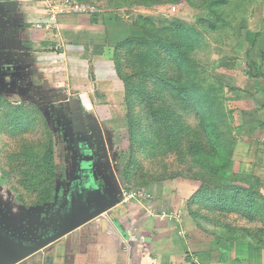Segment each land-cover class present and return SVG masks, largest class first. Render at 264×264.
I'll use <instances>...</instances> for the list:
<instances>
[{
    "label": "rangeland",
    "instance_id": "1",
    "mask_svg": "<svg viewBox=\"0 0 264 264\" xmlns=\"http://www.w3.org/2000/svg\"><path fill=\"white\" fill-rule=\"evenodd\" d=\"M73 1L83 8L76 15L84 18L78 29L85 35L73 38L85 37V41L81 42L83 49L80 42H74L76 39L70 44L63 37L64 44L71 55L75 44L81 46L78 52L90 59V81L99 74L106 77V69L111 67L121 92L112 95L115 111L108 113V121L113 123L109 130L104 129L102 139L106 143H96L88 125L84 131L75 132L79 143L64 141L67 124L97 120L93 112L84 113L79 91L70 92V106L60 113L52 109L49 99L33 103L16 94L0 99V230L24 244L51 237L70 225L77 204L91 196L85 192L89 191L85 190L88 184L97 181L105 187L103 177L94 171L120 168L123 187L145 190L149 195L165 185L181 187L185 180L205 179L214 185V172L209 169L217 162L223 164V156L233 146L227 125L231 112L228 98L236 94L221 80L230 86L232 75L262 71V65L249 60L253 61L251 57L264 47V0ZM173 19L182 21L184 27L168 24ZM131 38L137 42L123 44ZM56 47L59 51L66 49L63 43L60 47L53 42L46 48L23 52L27 57L34 51ZM98 56L102 60L95 64ZM58 62L48 60L44 66L49 69L44 73L54 84L66 76V68L54 66ZM125 80L134 91L132 99L125 96ZM108 81L113 80L108 77ZM226 94L227 104L222 100ZM65 96L60 94L61 100ZM128 112L135 133L133 145ZM50 145L57 167L53 203L43 199L47 182L41 168ZM76 145L81 152L79 158L72 152ZM225 167H232L230 160ZM67 169L68 177L61 178ZM259 209L255 215L260 219L264 213L262 207ZM223 218L239 226L251 225L236 214ZM254 224L261 226L260 221Z\"/></svg>",
    "mask_w": 264,
    "mask_h": 264
},
{
    "label": "crops",
    "instance_id": "2",
    "mask_svg": "<svg viewBox=\"0 0 264 264\" xmlns=\"http://www.w3.org/2000/svg\"><path fill=\"white\" fill-rule=\"evenodd\" d=\"M1 1H4L5 10L0 14V99L13 94L33 103L49 99L52 109L60 113L70 106V94L79 91L84 113L93 112L97 120L90 124H84L85 121L67 124L64 141L79 143L75 132L84 131L88 125L92 139L104 143V129L109 130L113 123L108 121L111 119L109 111H115L113 96L120 95L121 91L117 90L119 81L114 79L111 67L106 69L109 71L106 77L99 74V78L92 77L90 81V59L78 52L79 47L83 49L81 42L85 37L73 38L83 34L78 26L84 18L67 13L53 23L45 0ZM8 7L17 9L6 13ZM63 37L70 44L76 39L74 42L82 45L73 44L76 48L71 55ZM53 42H58L60 47L63 43L66 49L59 51L56 47L52 51L43 49L27 57L24 55L25 50L46 48ZM256 53L254 58L251 57L253 61H249L262 65V71L253 74L246 71L238 77L232 75L230 86L221 80L231 88V93L236 94V97L228 98L233 146L225 156L232 167L216 168L214 173L216 177L230 180L232 194L214 195L215 198L210 194L201 195L199 192L208 189L202 179L200 182L185 180L181 187L155 188L149 198L128 199L122 195L125 187L120 183V168L109 167L100 173L94 171L103 177L105 187L97 181L89 183L85 189L89 191L85 192H90L91 196L86 202L85 193L84 203L79 201V208L86 209L84 216L90 207L92 210L108 208L13 264H264V215L260 219L255 215L259 207L264 213V47ZM54 59L59 61L54 65L56 68H66L63 72L66 76L56 79L57 84L51 83L48 74L44 73L49 70L45 64ZM99 60H102L101 56L95 57V64ZM108 77L113 81H108ZM107 83L111 86L107 87ZM60 94H65V98L61 100ZM101 98L105 100L101 101ZM226 98L227 94L224 102ZM99 138L102 141H98ZM67 154L70 158V151ZM68 174L67 169L66 178ZM197 192L199 198L194 199ZM232 214L241 216L251 225L239 226L229 223L233 220L223 218ZM258 221L261 226L254 224ZM32 242L24 244L17 239H0V243L9 248L7 258L28 251L33 247ZM3 260L0 258V263Z\"/></svg>",
    "mask_w": 264,
    "mask_h": 264
},
{
    "label": "trees",
    "instance_id": "3",
    "mask_svg": "<svg viewBox=\"0 0 264 264\" xmlns=\"http://www.w3.org/2000/svg\"><path fill=\"white\" fill-rule=\"evenodd\" d=\"M4 8L5 7H3L2 11L5 10ZM11 8H13V7H11ZM9 11H11V9H9ZM164 20H167V19H164ZM167 22H168V24H172V25L177 26V27H181V26L184 27V23L182 21H180V20H177V19H173L172 22H169V21H167ZM135 39L136 38L127 39L123 44L135 43V42H137ZM166 45L169 46L168 43H166ZM98 54H101V52H98ZM250 74H252V73H250ZM130 84L131 83L129 81L125 80V83H124V85H125V96H127V97L131 96V99H132V97H134V91L132 89H130ZM222 100L224 102L223 96H222ZM130 105L132 106V101H131ZM218 106H220V104ZM217 109L218 108H216V110ZM128 119H129V124H128V126H129V134H130V139L132 140L131 144L133 145L134 142H135V133H134L133 129L131 130L132 126H130V124L132 123V117H131L129 112H128ZM174 121H176V118H175ZM174 121L172 120V123H174ZM227 125H229L230 128H231V117H230V120L227 121ZM230 151H231V149H230ZM72 152H73V154L76 157L79 158L81 152H80V150H79L77 145L72 147ZM87 152H90V151L87 150ZM223 158H225L224 159L225 162L223 164L217 162L215 164L217 166H215L212 169H209V171H213L214 172V169H216V168L219 169V168H222L223 166H225L227 158H226V156H223ZM41 168L44 171L45 180L47 182L46 187H45V192L43 194V199H44L45 202H53L54 199H55V195H56V179H57V169L56 168L57 167H56V160H55V152H54V148H53L52 145H50L49 148L46 149V151L44 152V155L42 157ZM128 171H129V169L127 167L126 171H125L126 177L129 175ZM60 176H61V178H66L65 173H61ZM213 180H214L213 181L214 185H211L210 183H207L206 180L204 181V183L206 182L204 184V186H207L208 189L205 192H199L201 195L202 194L203 195L204 194H207V195L210 194V195H213V197L215 198L214 195L223 194L224 196H228L229 194H232V192L229 189L230 185H231V182L225 183V181H228L229 179H225V177H224V179L222 177H216V174L214 173V179ZM215 190H218V192L215 193ZM199 193L198 192L196 193L197 195H196V198H194V199L199 198ZM216 198H217V196H216Z\"/></svg>",
    "mask_w": 264,
    "mask_h": 264
},
{
    "label": "built area",
    "instance_id": "4",
    "mask_svg": "<svg viewBox=\"0 0 264 264\" xmlns=\"http://www.w3.org/2000/svg\"><path fill=\"white\" fill-rule=\"evenodd\" d=\"M47 3V9L49 12L50 18L54 21L53 23H57L60 15H64L67 13H76L82 11L83 8L73 0H45ZM58 1L61 4H58ZM122 195L126 198H140L145 199L149 198L150 195L145 190H134L127 189L126 187L123 189Z\"/></svg>",
    "mask_w": 264,
    "mask_h": 264
},
{
    "label": "water",
    "instance_id": "5",
    "mask_svg": "<svg viewBox=\"0 0 264 264\" xmlns=\"http://www.w3.org/2000/svg\"><path fill=\"white\" fill-rule=\"evenodd\" d=\"M85 208V207H84ZM108 207H102V208H98L95 210H92V208H88L89 212L86 216H84L81 220H78L76 222H74L73 224L69 225L68 227L60 230L58 233H56L55 235L48 237L46 239H44L43 241H41L38 245L33 246L31 249H29L28 251H25L24 253H22L19 256H16L14 259L10 260L9 262H7L6 264H13L16 261H19L20 259H22L23 257L29 255L31 252H34L40 248H43L44 246H46L47 244L51 243L52 241L58 239L59 237L63 236L64 234L68 233L69 231L75 229L76 227H78L79 225H81L82 223L100 215L101 213H103ZM84 210V209H83ZM91 210V211H90ZM86 212V209L84 210Z\"/></svg>",
    "mask_w": 264,
    "mask_h": 264
},
{
    "label": "flooded vegetation",
    "instance_id": "6",
    "mask_svg": "<svg viewBox=\"0 0 264 264\" xmlns=\"http://www.w3.org/2000/svg\"><path fill=\"white\" fill-rule=\"evenodd\" d=\"M3 2L4 1H1L0 0V14H2L3 13V7L5 6V5H3ZM14 8L15 7H13V8H11V7H8V11L6 12V13H13L14 12ZM9 9H11V11H9ZM15 9H17V7L15 8ZM77 203H78V200H77ZM79 206H80V204L78 203L77 204V206H76V208H77V210H76V214H75V218H74V220H72V221H78V220H81L83 217H84V213L86 214V212L83 210L82 211V209H80L79 208ZM72 221H70L69 223H71ZM3 233V231L2 230H0V239H2V237L3 238H9V239H15V238H12V237H10V235L8 234V235H5V234H2ZM5 239H3V241H4ZM44 240V238L42 237V238H40V239H37V240H35V241H33L32 242V246H36V245H38L41 241H43ZM9 242H12V241H9ZM7 249H9V248H5V246H3L1 243H0V258L1 259H4L3 260V262L2 263H0V264H6L7 262H9L10 260H12V259H14L17 255H15V257H9V258H7L8 256H7V254L9 253V250H7ZM27 249H29V248H27ZM6 260V261H5Z\"/></svg>",
    "mask_w": 264,
    "mask_h": 264
}]
</instances>
